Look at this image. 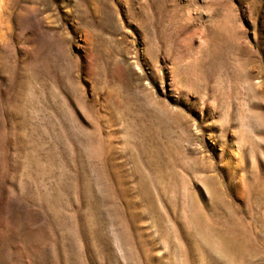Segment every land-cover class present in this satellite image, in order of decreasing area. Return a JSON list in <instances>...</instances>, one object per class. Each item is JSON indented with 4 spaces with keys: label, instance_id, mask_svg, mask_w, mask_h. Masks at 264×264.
<instances>
[{
    "label": "rangeland",
    "instance_id": "rangeland-1",
    "mask_svg": "<svg viewBox=\"0 0 264 264\" xmlns=\"http://www.w3.org/2000/svg\"><path fill=\"white\" fill-rule=\"evenodd\" d=\"M0 264H264V0H0Z\"/></svg>",
    "mask_w": 264,
    "mask_h": 264
}]
</instances>
